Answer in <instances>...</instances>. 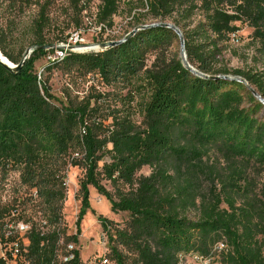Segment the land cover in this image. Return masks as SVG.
Listing matches in <instances>:
<instances>
[{
  "label": "trees",
  "instance_id": "obj_1",
  "mask_svg": "<svg viewBox=\"0 0 264 264\" xmlns=\"http://www.w3.org/2000/svg\"><path fill=\"white\" fill-rule=\"evenodd\" d=\"M36 4L0 0V10ZM45 6L32 21L33 46L46 43ZM122 7L142 11L132 15L136 27L147 19L174 25L198 72L240 77L264 99V73L217 65L237 24L252 30L250 40L264 58V0H99L96 23L110 29ZM5 38L0 25V53L17 65ZM174 41L173 31L158 26L102 52H67L58 62L62 69L121 87L120 106L107 114L100 112L101 96L55 104L34 71L53 50L34 51L18 73L0 65V171H17L44 211L43 225L32 223L22 245L30 264H57L68 167L83 171L77 227L89 187L112 212L128 215L122 225L98 218L110 243L107 261L181 264L191 255L214 264H264V105L241 82L190 73L171 55ZM149 50L155 58L147 66ZM143 167L150 173L136 177ZM76 237L65 239L76 245ZM66 256L60 264H81L76 249Z\"/></svg>",
  "mask_w": 264,
  "mask_h": 264
},
{
  "label": "rangeland",
  "instance_id": "obj_2",
  "mask_svg": "<svg viewBox=\"0 0 264 264\" xmlns=\"http://www.w3.org/2000/svg\"><path fill=\"white\" fill-rule=\"evenodd\" d=\"M36 3L23 9L22 12L19 9L10 12L9 8L0 10V25L6 37L3 46L8 54L18 60H21L26 50L33 47L32 40L35 33L32 30V21L37 18L40 6L44 3L46 6L43 13L48 19V25L42 33L46 41L45 45L55 47L68 45L76 51L74 53L79 54L94 52L95 47L101 43L122 40L136 27L132 15L135 12H142L139 9L129 14V11L122 7L113 17L112 27L103 29L95 21L99 0H36ZM14 5L18 6L17 2ZM142 23L150 25L154 22L147 19ZM237 26L239 30L235 33V37H232L221 51L218 67H225L230 72L264 73V58L258 52L257 45L250 40L252 30L238 24ZM81 48L89 50L81 51ZM169 51L171 55L176 54L179 57L178 41L172 42ZM49 55H53V52L35 62L34 71L41 82L47 85L55 98L56 105L75 106L88 97L101 96L102 99L99 101L101 113L107 114L108 111L120 106L116 96L121 92L120 86L109 88L96 76L81 75L73 69L71 71L62 69L58 62L66 55L53 62L58 64L47 71L46 67L52 63L47 61ZM154 58L155 52L149 50L146 57L147 66H150ZM149 173V168L143 167L136 173V177L147 176ZM82 177L83 171L76 167H68L64 173L65 199L61 208L63 236L59 242L60 249L57 251V264L64 262L65 258H68L66 254L72 249L78 251L81 264H114L105 258L110 243L102 231L98 218L122 225L128 219V215L112 212L110 203L105 197L89 187L88 208L77 227V215L81 207L78 190ZM103 184L106 190L113 193L109 183L103 182ZM43 214V206L39 204L34 193L20 184L18 172L0 171V251L3 250L6 240L7 243L18 241L22 245L27 244L26 233L32 223L37 226L43 225ZM76 234V245L66 241V237H73ZM215 261L214 258L209 261L191 255L181 257V264H214Z\"/></svg>",
  "mask_w": 264,
  "mask_h": 264
},
{
  "label": "water",
  "instance_id": "obj_3",
  "mask_svg": "<svg viewBox=\"0 0 264 264\" xmlns=\"http://www.w3.org/2000/svg\"><path fill=\"white\" fill-rule=\"evenodd\" d=\"M158 26L166 28V29H170L171 31H173L177 35V37L179 39V59L183 65V67L186 70H188L190 73H192L193 75H195L197 77L209 79V80L229 79V80H235V81L241 82V83L246 85L247 89L252 94V96L255 99H257L262 105H264V99L260 95H258L257 92L254 91L250 86H248V84L242 78L234 77V76H232V77L231 76H207V75H204V74L198 72L193 67H191L187 62L185 48H184V40H183V37H182L180 31L174 25L169 24V23H153L150 25H139V26L135 27L129 34H127L120 41L105 42V43H101V44L97 45L94 49V52H102L108 48L119 46L120 44L125 42V40L132 37L137 31L145 30V29H154ZM55 48L59 49L60 47H55L53 45L33 46L32 48L25 51L24 56L21 58L20 62L17 65L12 64L5 57L4 58L6 61L2 62L0 60V65L3 66L5 69H7L10 72L18 73L20 71V69L22 68V66L24 65L25 61L30 57V55L34 51H39V50L49 51V50H53Z\"/></svg>",
  "mask_w": 264,
  "mask_h": 264
},
{
  "label": "built area",
  "instance_id": "obj_4",
  "mask_svg": "<svg viewBox=\"0 0 264 264\" xmlns=\"http://www.w3.org/2000/svg\"><path fill=\"white\" fill-rule=\"evenodd\" d=\"M70 46H62L59 49L53 51V55L47 57V61L55 62L62 59L67 52H76L71 49ZM0 260L4 264H30L29 260L25 256V251L22 249V244L18 241L5 242L3 250L0 251ZM66 260V259H65Z\"/></svg>",
  "mask_w": 264,
  "mask_h": 264
},
{
  "label": "bare ground",
  "instance_id": "obj_5",
  "mask_svg": "<svg viewBox=\"0 0 264 264\" xmlns=\"http://www.w3.org/2000/svg\"><path fill=\"white\" fill-rule=\"evenodd\" d=\"M80 50H81V51H84V50L88 51L89 49L81 48ZM0 60H1L2 62H5V61H6L5 58H4V56H3L1 53H0Z\"/></svg>",
  "mask_w": 264,
  "mask_h": 264
}]
</instances>
